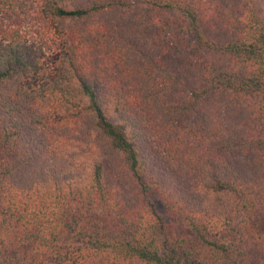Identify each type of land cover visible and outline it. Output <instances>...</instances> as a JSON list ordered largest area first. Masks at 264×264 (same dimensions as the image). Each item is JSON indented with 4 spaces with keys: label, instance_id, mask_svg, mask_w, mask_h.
<instances>
[{
    "label": "trees",
    "instance_id": "obj_1",
    "mask_svg": "<svg viewBox=\"0 0 264 264\" xmlns=\"http://www.w3.org/2000/svg\"><path fill=\"white\" fill-rule=\"evenodd\" d=\"M0 264H264V0H0Z\"/></svg>",
    "mask_w": 264,
    "mask_h": 264
},
{
    "label": "rangeland",
    "instance_id": "obj_2",
    "mask_svg": "<svg viewBox=\"0 0 264 264\" xmlns=\"http://www.w3.org/2000/svg\"><path fill=\"white\" fill-rule=\"evenodd\" d=\"M156 205H157L156 206V209L159 210V212H162L163 213L164 210H163L162 206L158 202L156 203Z\"/></svg>",
    "mask_w": 264,
    "mask_h": 264
}]
</instances>
